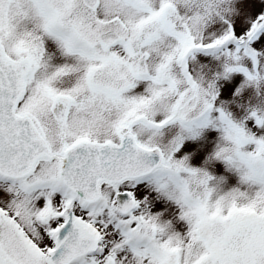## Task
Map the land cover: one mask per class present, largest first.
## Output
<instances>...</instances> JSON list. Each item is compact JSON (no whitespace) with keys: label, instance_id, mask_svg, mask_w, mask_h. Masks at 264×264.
Here are the masks:
<instances>
[{"label":"snow or ice","instance_id":"snow-or-ice-1","mask_svg":"<svg viewBox=\"0 0 264 264\" xmlns=\"http://www.w3.org/2000/svg\"><path fill=\"white\" fill-rule=\"evenodd\" d=\"M0 264H264V0H0Z\"/></svg>","mask_w":264,"mask_h":264}]
</instances>
